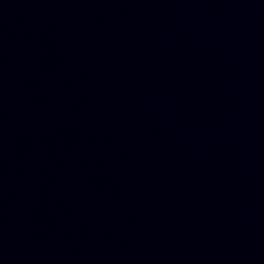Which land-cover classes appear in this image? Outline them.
<instances>
[{
	"label": "water",
	"instance_id": "95a60500",
	"mask_svg": "<svg viewBox=\"0 0 264 264\" xmlns=\"http://www.w3.org/2000/svg\"><path fill=\"white\" fill-rule=\"evenodd\" d=\"M0 264H264V0H0Z\"/></svg>",
	"mask_w": 264,
	"mask_h": 264
}]
</instances>
